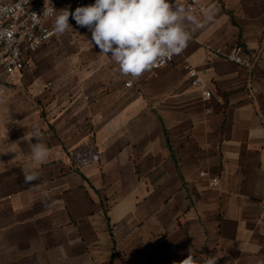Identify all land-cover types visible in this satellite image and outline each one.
<instances>
[{
	"label": "crops",
	"instance_id": "0c3cea01",
	"mask_svg": "<svg viewBox=\"0 0 264 264\" xmlns=\"http://www.w3.org/2000/svg\"><path fill=\"white\" fill-rule=\"evenodd\" d=\"M200 1L170 67L121 75L70 16L18 76L0 105V264H179L189 248L264 264V0ZM237 44L263 54L253 72L224 58ZM91 133L100 161L78 168L69 150Z\"/></svg>",
	"mask_w": 264,
	"mask_h": 264
},
{
	"label": "clouds",
	"instance_id": "9594fccd",
	"mask_svg": "<svg viewBox=\"0 0 264 264\" xmlns=\"http://www.w3.org/2000/svg\"><path fill=\"white\" fill-rule=\"evenodd\" d=\"M55 28L64 33L69 28L71 16L80 27L91 31V43L100 54L118 65L123 76L139 79L160 62L182 53L190 41L189 27H199L201 22L178 0H95L94 4L57 11ZM35 15V14H34ZM31 155L37 162L48 156L44 136L34 126ZM40 173L24 174L23 182L31 184ZM187 258L179 264H198L191 248ZM218 258L210 256L206 264H217Z\"/></svg>",
	"mask_w": 264,
	"mask_h": 264
},
{
	"label": "built area",
	"instance_id": "2783aa9c",
	"mask_svg": "<svg viewBox=\"0 0 264 264\" xmlns=\"http://www.w3.org/2000/svg\"><path fill=\"white\" fill-rule=\"evenodd\" d=\"M75 1H78L81 6L95 3V0H0V105L7 101L9 88L17 82L18 76L23 74L31 59L43 45L57 35L55 16L58 13H53L52 8L59 11V8L63 7L74 12L77 8L74 4ZM178 2L189 9L192 15H204L207 12V7L200 0H178ZM73 21L78 29H84L91 34L89 29L80 27L74 19ZM216 51L217 53L221 52L220 50ZM182 53L160 62L152 70L174 65ZM262 55V53H258L249 58L242 44H237L229 53L223 54L227 61L246 68L249 72L255 70ZM185 69L190 86L193 89L203 90V95L210 98L211 92L205 89L199 71L189 64L185 66ZM132 85V81L125 83L127 88ZM50 86V83L43 85L34 83V87L39 88L41 93ZM69 156L78 168L98 163L100 153L94 135L91 133L84 144L70 149ZM200 176L205 177L206 174L201 173ZM219 184L218 178L210 180V185L213 188H217ZM260 206L264 213V200L260 202Z\"/></svg>",
	"mask_w": 264,
	"mask_h": 264
}]
</instances>
